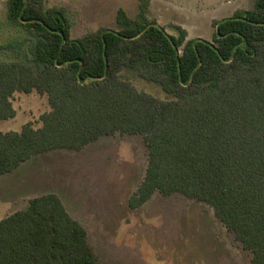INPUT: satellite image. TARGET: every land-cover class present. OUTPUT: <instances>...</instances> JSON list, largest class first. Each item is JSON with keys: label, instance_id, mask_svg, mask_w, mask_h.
Wrapping results in <instances>:
<instances>
[{"label": "trees", "instance_id": "1", "mask_svg": "<svg viewBox=\"0 0 264 264\" xmlns=\"http://www.w3.org/2000/svg\"><path fill=\"white\" fill-rule=\"evenodd\" d=\"M138 2L136 18L118 10L119 29L75 38L65 7L7 0L10 23L31 44L0 46L9 57L0 60V121L16 116V93L47 96L50 110L40 127L0 131V177L41 154L141 136L147 167L128 206L156 194L196 199L250 253L249 264H264V0L214 20L212 41L189 38L180 25L169 34L148 20L151 0ZM0 264L101 263L86 227L49 192L0 219Z\"/></svg>", "mask_w": 264, "mask_h": 264}, {"label": "rangeland", "instance_id": "2", "mask_svg": "<svg viewBox=\"0 0 264 264\" xmlns=\"http://www.w3.org/2000/svg\"><path fill=\"white\" fill-rule=\"evenodd\" d=\"M136 0H46L47 7L68 6L72 36L100 28L119 29L115 13L123 9L136 18ZM255 0H152L148 20L177 36L175 25L189 38L212 41L213 21L254 7ZM83 19V20H82ZM19 39L31 41L23 27L8 19L7 0H0V46ZM7 52L0 51V60ZM139 89L161 98L169 96L157 84L124 74ZM17 114L0 121V131H19L50 110L48 97L37 92L16 93ZM141 136L103 137L80 151L56 150L36 156L0 177V219L24 208L28 201L57 193L70 213L88 230L92 249L101 264H249L250 253L215 216L208 205L181 194H156L145 206L132 210L130 194L147 167Z\"/></svg>", "mask_w": 264, "mask_h": 264}, {"label": "crops", "instance_id": "3", "mask_svg": "<svg viewBox=\"0 0 264 264\" xmlns=\"http://www.w3.org/2000/svg\"><path fill=\"white\" fill-rule=\"evenodd\" d=\"M136 2H137V4H138V6H139V2H138V0H136ZM152 3H153V0H152ZM136 4V5H137ZM62 7H65L66 9L68 8V6H62ZM117 13H118V11L115 13V15H117ZM83 20V19H82ZM157 23V22H156ZM157 24H159V23H157ZM160 25V24H159ZM161 26V25H160Z\"/></svg>", "mask_w": 264, "mask_h": 264}, {"label": "water", "instance_id": "4", "mask_svg": "<svg viewBox=\"0 0 264 264\" xmlns=\"http://www.w3.org/2000/svg\"><path fill=\"white\" fill-rule=\"evenodd\" d=\"M153 25H157V23H152ZM81 83H84V80H81Z\"/></svg>", "mask_w": 264, "mask_h": 264}]
</instances>
